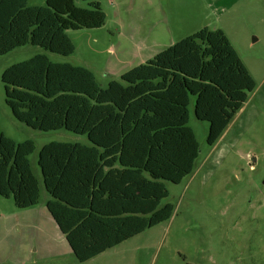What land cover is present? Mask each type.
I'll list each match as a JSON object with an SVG mask.
<instances>
[{
    "label": "trees",
    "instance_id": "trees-1",
    "mask_svg": "<svg viewBox=\"0 0 264 264\" xmlns=\"http://www.w3.org/2000/svg\"><path fill=\"white\" fill-rule=\"evenodd\" d=\"M0 0V56L31 44L71 55L68 30L104 25L100 0ZM13 116L39 131L85 135L89 145L49 142L38 152L39 174L29 156L32 140L0 132V195L17 208L39 203L73 255L86 261L169 219L173 205L165 181L192 173L200 149L189 122H208L207 143L223 135L254 78L223 30L203 27L163 49L105 88L86 67L52 62L44 54L10 65L1 74ZM41 173V174H40Z\"/></svg>",
    "mask_w": 264,
    "mask_h": 264
},
{
    "label": "rangeland",
    "instance_id": "rangeland-1",
    "mask_svg": "<svg viewBox=\"0 0 264 264\" xmlns=\"http://www.w3.org/2000/svg\"><path fill=\"white\" fill-rule=\"evenodd\" d=\"M100 3L106 15L103 26L66 32L75 46L71 55L26 44L0 56V132L17 142L35 143L29 160L36 173L44 144L89 145L85 135L64 129H32L5 103L2 72L36 54L86 67L105 88L182 37L203 27L219 28L256 87L213 145L207 143L209 124L195 117L190 99L188 126L200 154L180 183L164 182L168 196L159 207L173 205L169 219L80 262L46 209L48 194L41 183L39 203L31 208H17L12 198L0 195V264H264V0Z\"/></svg>",
    "mask_w": 264,
    "mask_h": 264
},
{
    "label": "crops",
    "instance_id": "crops-1",
    "mask_svg": "<svg viewBox=\"0 0 264 264\" xmlns=\"http://www.w3.org/2000/svg\"><path fill=\"white\" fill-rule=\"evenodd\" d=\"M31 1H33V0H29V5H31V6H43V5H45V0H34L33 3H31ZM76 2H77L79 5H82L78 0H76ZM165 32H166L167 34L170 33V29H169L168 25L166 26V30H165ZM186 36H188V35H186ZM186 36H185V37H186ZM182 38H184V37H182ZM182 38H181V39H182ZM173 42H174V41H171L168 45L173 44ZM168 47H169V46H168ZM166 48H167V47H166ZM152 54H155V53H152ZM156 54H157V53H156ZM156 54H155V55H156ZM155 55H154V56H155ZM154 56H153V57H154ZM148 58H149V57H148ZM151 58H152V57H151ZM149 59H150V58H149ZM149 59H148V60H149ZM146 60H147V59H146ZM48 198H49V196H48ZM47 200H48V199H47ZM47 200H46V201H47ZM46 201H45V202H46Z\"/></svg>",
    "mask_w": 264,
    "mask_h": 264
}]
</instances>
